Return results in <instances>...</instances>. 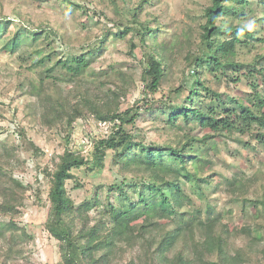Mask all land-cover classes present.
Returning <instances> with one entry per match:
<instances>
[{"label":"trees","instance_id":"1","mask_svg":"<svg viewBox=\"0 0 264 264\" xmlns=\"http://www.w3.org/2000/svg\"><path fill=\"white\" fill-rule=\"evenodd\" d=\"M67 1L95 24L108 18L105 12ZM112 1L120 9L117 0ZM122 1L128 5L131 0ZM153 2L139 0L133 9H124L133 24L114 20L117 30L105 27L98 42L79 50L64 49L63 37L50 26H26L31 20L20 13L21 24L0 17L5 50L20 51L28 67L40 70V86L29 87L36 118L44 127L65 133V148L50 169L48 231L59 241L64 264H264V181L258 175L226 178L225 185L243 213L238 228H232L220 212L208 208L202 212L197 202L208 198L206 185L214 174L206 173L214 165L219 137L237 134L233 139L245 147L264 146V52L251 60L243 56L264 43V0H212L197 37L186 32L178 47L166 38L157 17L142 22L141 14ZM249 21L255 27L240 35L239 29ZM113 39L126 40L129 53L135 56L140 50L144 59L145 97L125 108L127 73L114 67L113 73L91 70ZM178 64H183L184 79L165 94L163 85ZM206 71L219 83L226 81L235 89L247 83L251 90L218 91L204 77ZM143 113L162 117L175 136L147 143L144 134L132 130L139 131L137 121ZM88 117L111 123L108 134L94 137L90 156L72 148L69 134L77 119ZM191 123L203 135L193 134L192 126L188 129ZM19 135L28 137L24 126ZM245 135L250 138L244 139ZM109 156L117 176L114 183L98 184L76 202L70 189L79 190L85 183L75 170L103 169ZM17 162L16 145L2 144L0 264H48L35 262L27 245L34 235L21 220L25 199L20 195L26 186L15 175Z\"/></svg>","mask_w":264,"mask_h":264},{"label":"rangeland","instance_id":"2","mask_svg":"<svg viewBox=\"0 0 264 264\" xmlns=\"http://www.w3.org/2000/svg\"><path fill=\"white\" fill-rule=\"evenodd\" d=\"M138 1L131 0L127 5L122 0H117L120 8L118 10L112 0L73 1L84 6V9L105 12L109 19H105L104 24H95L92 19L89 21V18L77 8L75 3L67 0H0V17L7 16L8 19H13L21 24V20L17 16V13H20L31 20L26 22V26L32 29L50 26L63 37L60 45L64 49L79 50V46L89 42H98L105 27L117 30L113 25L114 20L119 23L133 24L131 16L125 14L124 9H133ZM211 1L154 0L153 4L146 5L147 9L140 18L142 22L147 23L148 19L153 16L157 17L164 24L166 38L173 40L178 47L180 41L185 39L186 32H190L188 35L197 37L199 24L205 21V10ZM112 19L113 21H111ZM136 41L138 42L139 39ZM4 43V41L0 42V146L15 144L17 147L20 162L16 163L15 175L26 186L25 194L20 195L25 199L22 206L24 215L21 220L28 225L34 235V239L27 242L33 260L37 263L64 264L59 241L48 231L47 216L50 207L48 199L50 169L57 155L62 153L65 148V133L57 127L53 129L44 127L36 118L34 109L30 105V102H33V96L29 92V87L33 90L32 88L40 86V70L28 67L29 65L20 58V51L11 53L5 50ZM129 50L126 40H110L103 53L93 62L91 69L98 73L101 70L111 72V68L114 67L127 73L128 95L122 98L123 108L142 101L146 94L141 79V65L144 62L142 53L137 50L138 53L136 52L134 56L129 53ZM261 52H264V43L259 44L253 51H246L243 56L245 59L251 60L256 53ZM182 69L183 64H178L169 73L163 85L165 94L169 93L170 86L182 83L184 79ZM204 77L218 91L246 94L251 90L247 83L240 84L237 89L229 87L225 83L226 81L219 83L208 71L204 73ZM161 95L162 93L158 94V96ZM166 115L164 114L163 117L166 118ZM21 126L25 127L27 138L19 135ZM191 126L190 131L193 134L203 135V131L197 124L191 123L188 129ZM137 127L139 131L133 128L132 130L144 134L147 143L150 141L162 143L175 136L173 131L166 127L162 117L152 114L143 113L137 121ZM110 130L111 123L109 122L100 124L92 117L79 118L69 131L72 136L71 146L74 150L90 156L94 147V137L106 135ZM235 135L233 137V134L224 133L217 139L218 153L213 156L212 169L206 173L214 174L212 183L206 185L208 198L202 202L197 199L202 212L206 208L213 212H220L223 219L232 228H238L242 224L243 213L241 205L233 199L232 193L225 185L226 178H234L236 174L241 176L240 178L246 179L258 175L260 181H264V146L258 144L257 149L245 147L243 143L233 139L237 138V134ZM243 137L244 139L250 138L248 135ZM31 141L40 150L34 149L31 146ZM253 142L255 143L256 140L253 139ZM75 173L85 183V186L79 190L70 189V194L76 202H80L90 195L96 185L114 183L117 177L111 156L108 157L103 169L86 172L85 168H81L76 169ZM187 190L191 193L189 186H187ZM202 215L206 217L205 212Z\"/></svg>","mask_w":264,"mask_h":264},{"label":"clouds","instance_id":"3","mask_svg":"<svg viewBox=\"0 0 264 264\" xmlns=\"http://www.w3.org/2000/svg\"><path fill=\"white\" fill-rule=\"evenodd\" d=\"M255 27L254 21L247 22L239 29V34L242 35L245 30L252 31Z\"/></svg>","mask_w":264,"mask_h":264}]
</instances>
